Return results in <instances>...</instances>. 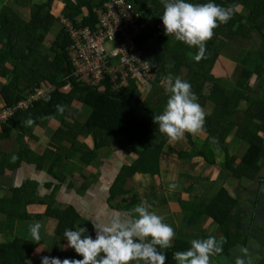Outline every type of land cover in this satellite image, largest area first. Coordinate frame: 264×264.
<instances>
[{"label":"trees","instance_id":"obj_1","mask_svg":"<svg viewBox=\"0 0 264 264\" xmlns=\"http://www.w3.org/2000/svg\"><path fill=\"white\" fill-rule=\"evenodd\" d=\"M104 1L107 0H65L61 13L65 19L73 24L76 22L75 19L81 16L83 26H93L96 24L95 8ZM52 2L53 0H44L40 3H32L29 20L22 19L9 7H4L0 11V77L9 79L12 75L8 84L0 90L1 101L7 106H12L21 98L20 90L17 87L18 80L21 75L28 76L27 69L32 71L30 79H27L30 81V84L27 85L28 89L35 90L41 88V85H54L55 87L51 91L52 93L50 92L51 95L48 94V101L39 99L26 110H16L7 120L9 125H21V122L29 118L38 123H43L44 117L52 116L63 101L69 103L78 101L91 107L92 114L85 122L62 121L51 141L57 145V150L60 151L59 159H63L62 157L71 158L75 153H79L85 164H91L97 159L100 150L104 147L116 146V149L119 150H133L137 155L136 161L123 163L114 178L110 194L112 198H115L128 192L125 190V185L137 174L153 176L159 174L160 157L168 143V138L159 132L153 117L162 113L168 99L165 87L161 86L159 82L171 73L174 77L180 76L192 85V91L197 95L198 103L201 106H205L208 102L213 104V113L205 118L202 129L208 134L207 143L223 148L222 143L226 133L234 123L238 124L239 131L237 133L248 142L249 146L239 162L238 170L244 172V169L250 167V161L247 160L253 155L255 145L259 142V138L255 135L256 131H264V100L263 97L255 96L254 92L251 95L247 94L249 89L246 81L251 75L260 79L264 73V63L254 65L252 70H243L240 80L232 89L227 88L224 84L219 85L220 78H214L211 75V70L214 68L213 66L222 49L217 43L220 38L224 43L226 41L231 43L237 38L235 36L249 40L254 34L259 36L262 40L260 58L264 62V34L262 33L264 28V0H212V2L224 7L239 4L242 8L247 9L249 14L244 21H241L240 14L236 13L227 24H220L214 29L213 38L206 42L205 55L198 62L194 59L198 52L196 47H189L177 40L173 44L174 37L165 35V28L160 17L164 11L161 0H130L137 10L143 12L145 20L149 21L151 30L143 36L139 45L150 62L157 80L144 99L134 84L113 92L108 83L105 84V89L101 90L97 86L91 87L75 82V78L70 76L71 66L65 53V48L69 44L65 29L60 28L51 46L46 47L43 44L44 34L58 20L51 13ZM186 2L207 3L209 0H186ZM151 41L156 45H151ZM7 63L11 65V69L7 68ZM184 70L187 72L186 75L183 74ZM60 74L70 82V90L64 93L59 91L65 84L62 79L58 80ZM207 83L212 84L209 96H206L204 92ZM240 86L243 88H238ZM242 101L245 106L243 109H238L237 105ZM252 118L256 119L259 124L251 123ZM2 129L4 130L5 126ZM190 135L187 134L189 138ZM90 136L95 141L93 148H90L85 142L79 141V137L88 138ZM251 138H254L255 142L251 141ZM150 140L155 141L157 145L146 147L143 150L138 149L139 145H146ZM64 142H68L70 146H64ZM189 142L193 144L192 141ZM169 150L180 157L185 154V152L175 151L171 147ZM207 151L211 154L210 148L204 146L197 154L204 158L209 165H213L214 160L208 157ZM21 153L22 159H25L30 151L23 147ZM52 155L53 152L50 150H46L42 156L33 154L38 163L44 159H49ZM224 159L227 163L230 160L226 155ZM18 164L19 162L10 166L17 167ZM232 172H236V170H232ZM29 186L31 184L14 190V197L17 198L19 193L22 194ZM2 202L4 207L1 212L3 214L16 216L19 220L26 219L25 211L19 214L14 210H7L5 205L7 207L11 203L0 201V203ZM21 202L23 201L21 200ZM235 203V200L230 199L223 190H220L208 205L192 203L191 205H195L188 206L190 204L184 201L180 202V205L183 209L189 208L209 216L212 222L218 224L219 230L225 233L227 243L230 244L237 237L238 221L234 217ZM12 204L20 206V203L14 199H12ZM133 204H135L134 199L129 203V209ZM69 213H52L50 209L46 208L45 214L59 221V226L55 232L56 236L65 238L63 235L65 229L67 227L72 228L75 217ZM35 218L38 219V217ZM70 218H72L71 222L69 221ZM228 244L226 246H229ZM182 245L180 247L185 248L180 249L187 250V246ZM160 250L166 251L165 264L175 263L173 254L179 250ZM29 252L28 248L18 240H14L10 244L0 245V259L6 264H25ZM52 257L62 259V254L54 252ZM70 259H83V257L73 250Z\"/></svg>","mask_w":264,"mask_h":264},{"label":"crops","instance_id":"obj_2","mask_svg":"<svg viewBox=\"0 0 264 264\" xmlns=\"http://www.w3.org/2000/svg\"><path fill=\"white\" fill-rule=\"evenodd\" d=\"M6 1L0 0V7ZM43 1L14 0L16 5L12 8L22 11L18 13L13 10L17 15L25 12L26 16L30 18V5ZM61 14L56 16L58 18L55 22L56 25L62 23L63 14ZM21 18L29 20V18ZM223 61L235 65L220 57L211 70V75L214 78H217L216 73L221 71L216 66ZM6 66L8 69L12 68L9 63ZM29 77L30 75L27 77L21 75L18 80L17 87L20 90L21 98L13 105L22 101L19 110L32 107L33 102L39 99L48 101L45 98L31 97L34 92L31 91L33 89L30 90L27 87L28 83L30 84V81L27 80L30 79ZM11 78L12 75L9 79ZM9 79L0 77V84L5 83L0 86V90L8 84ZM60 79L65 81V84L59 91L63 93L69 91L70 82L61 74L58 77V80ZM210 84L207 83L204 90H207ZM243 86L238 88L242 89ZM41 89L46 92L48 89L54 90L55 87L54 85H41ZM252 92L253 90L249 88L247 94L251 95ZM205 95L209 96L210 94L205 92ZM243 104V101L240 102L237 108L243 109L245 106ZM1 107L10 106L5 105L0 99ZM202 108L210 111L209 102ZM92 111L91 107L78 101L71 103L63 101L52 116L44 117L43 123H38L30 118L32 120L30 125L26 123L29 119L21 122V125L18 126L9 125L7 121L0 124V201L11 203L7 207L5 205L7 210H14L19 214L24 211L26 213L25 220L5 215L1 212L4 207L3 202L0 203V245L10 244L14 240L22 242L23 246L30 251L25 259V264H42V258L52 257L53 251L62 254L61 260L70 259L74 249L67 247L68 241L65 238L56 236L55 232L59 221L54 217L47 216L46 208L50 209L52 213L70 212L69 215L75 217L71 229L75 231L77 227H85L88 229L86 235H91L94 239L96 230L93 228V223L102 224L115 213H119L122 220H126L129 211L141 201H145L151 205L150 210L163 216L165 218L163 222L174 228L175 238L173 247L170 249L180 251V248H185L180 247L183 246L182 244H185L188 249L191 240L214 236L222 242V251L211 257L210 264H236L237 258L243 259L244 264H264V137L261 136V134L264 135V131H262L263 133L256 131L255 135L259 138V142L255 145V152L247 160L250 161V167L244 169V172H239L238 167L249 146L248 142L237 133L239 131L237 123L232 126L236 129L235 131L231 127L226 133L222 143L223 148L207 143L208 134L203 130L195 135L191 134L193 144H190L186 139L173 143L168 141L161 153L159 174L155 176L137 174L133 179L127 181L125 190L128 192L126 194L112 198L111 187L119 168L123 163H133L137 159L133 150L113 149L116 146L104 147L100 150L97 159L91 164H85L79 153H75L71 158L62 157L63 159H59L60 151L57 150V145L51 141L62 121L85 122L91 116ZM211 112L213 113V111ZM251 123L259 124L254 118L251 119ZM251 139L255 142L254 138ZM79 141L85 142L90 148H93L95 144L92 136L79 137ZM169 144L177 145V148L173 149L178 152L183 151L185 154L180 157L170 151L167 153L166 147H171ZM63 145L70 146L68 142H64ZM156 145L155 141L150 140L146 145H139L138 149L143 150ZM204 146L211 150V154L208 151L206 153L209 158H213V165H209L204 158L197 154ZM23 147L30 151L25 159H22ZM46 150L52 151L53 155L42 162H36L33 154L42 156ZM225 155L230 158L228 163L224 159ZM17 162H19L17 167L10 166ZM232 170H236V172H232ZM28 184L31 186L27 187L22 194L19 193L17 198L14 197V190L28 186ZM220 190H223L230 199L236 201L234 217L238 221L237 237L230 244L227 243L225 233L219 230L218 224L212 222L209 216L189 208L183 209L180 205L182 201L189 203L188 206L208 205ZM128 195L131 196L130 202L133 199L136 200L130 209V202L127 203ZM12 199L20 203V206L13 205ZM192 203L195 204L191 205ZM71 220L72 218L69 219L70 222ZM34 221H39L43 225L40 230L41 240L39 242L33 241L29 232L28 226ZM252 233L256 235L254 234V236ZM0 264L6 263L0 259ZM131 264H135V262H131ZM174 264L177 262L175 261Z\"/></svg>","mask_w":264,"mask_h":264},{"label":"clouds","instance_id":"obj_3","mask_svg":"<svg viewBox=\"0 0 264 264\" xmlns=\"http://www.w3.org/2000/svg\"><path fill=\"white\" fill-rule=\"evenodd\" d=\"M161 3L164 11L160 17L165 35L174 37L189 47H196L198 52L194 59L197 62L204 57L206 42L213 38L214 29L220 24H227L241 10L239 4L224 7L212 0L207 3L161 0ZM159 84L164 86L165 92L168 93L162 113L153 117L159 132L166 135L170 143L182 140L186 133L193 135L199 133L204 127L206 113L198 103L192 85L180 76L174 77L171 73ZM149 90L146 94L140 90L139 92L145 98ZM31 91L34 92L31 95L34 98L35 91ZM20 104L22 101L10 107H1L0 112L14 110L0 124L6 123L8 118L19 110ZM26 123L30 125L32 120L29 118ZM150 209L151 205L141 201L129 211L126 220H122L120 214L115 213L102 224L93 223V228L96 230L94 239L91 235H86L88 229L85 227H77L75 231L65 229L63 235L68 241L67 247L73 248L83 259L61 260L45 256L42 258V264H131V262L165 264L166 251L160 249L173 247L175 230L170 224L163 222L165 219L163 216L157 215ZM42 226L39 221L29 224L33 241L41 240ZM221 251L222 242L214 236H208L191 240L190 247L185 251L174 252L173 259L177 264H210L211 257ZM236 264H244L243 259L237 258Z\"/></svg>","mask_w":264,"mask_h":264},{"label":"built area","instance_id":"obj_4","mask_svg":"<svg viewBox=\"0 0 264 264\" xmlns=\"http://www.w3.org/2000/svg\"><path fill=\"white\" fill-rule=\"evenodd\" d=\"M95 15L93 26H83L78 18L75 24L64 16L61 19L69 39L65 53L71 66L70 76L75 82L102 90L108 83L114 92L134 84L146 94L157 80L139 45L151 31L149 21L130 0L104 1L95 8ZM34 91V98L48 99L53 89ZM13 110L1 111L0 122Z\"/></svg>","mask_w":264,"mask_h":264},{"label":"rangeland","instance_id":"obj_5","mask_svg":"<svg viewBox=\"0 0 264 264\" xmlns=\"http://www.w3.org/2000/svg\"><path fill=\"white\" fill-rule=\"evenodd\" d=\"M64 2H65V0H53L52 5H51V12L53 13V15L58 16V14H61V10L63 8ZM14 5H16L14 0H7L6 3L0 7V11L2 9H4V7H9L10 9L17 11L18 13L22 12L20 10L12 8ZM238 13L241 16V21H244L245 17L249 14V11L247 9L241 7L240 12H238ZM19 15L23 18H29L28 16H26L27 14H25V12L21 13ZM77 18L80 19L78 21L81 22L82 17L79 16ZM60 28H64L62 23L58 24V25H56L54 23L53 28H51L47 33L44 34L45 38H44L43 44L46 47L51 46L56 35L59 33ZM262 33L264 34V28L262 30ZM235 37H237V38L235 40H233L231 43H229L228 41H226L224 43L221 38L217 40V43L220 44L222 49L219 53V56H218L216 62H218V59L220 57H222V58L229 60L235 64V65H232V64L225 63L223 61V63L219 62L218 66H216L219 68V70H221L220 73L217 72L216 75H218V77L221 76L219 78L223 79L220 81L219 85L224 84L229 89H232L233 87H235L234 85H237L238 81L241 78L243 70H245V69L252 70L254 68V65H256V64L262 65L264 63L262 58H260L261 57V55H260L261 47L260 46L262 44V40L259 36L254 34V35H252L250 40L249 39H241V38H238V36H235ZM175 42H176V39L174 38L172 43L174 44ZM151 45L155 46L156 44H154V42L151 41ZM27 71H28V75H31V70L27 69ZM183 74H185V75L187 74L186 70L183 71ZM4 84H0V86L4 85ZM247 86H248V89L251 88L253 90L255 96H259L260 98L263 97L262 99L264 100V73H263V75H261L260 79L256 78L255 75H251L250 77H248ZM211 89H212V85L210 84L208 89L205 90V92H208V94H210ZM258 90H259V92H258ZM209 106L211 108L210 111L207 109H204V111L206 113V117L211 116V113H212L211 111H213V105H211L209 103ZM232 129L234 131L236 130L234 127H232ZM187 134L190 135V133H186L183 139H186V141L189 142L193 139V137L190 135L191 137L189 138L187 136ZM261 136L264 137L263 134H261ZM169 146H171L172 148H175V149L177 148V145L173 146V145L169 144ZM166 148H167L166 152L168 153L170 150L168 147H166ZM113 149H116V147H114ZM167 160L169 161L170 159H167ZM130 197L128 195L127 203L130 202ZM131 200H132V198H131ZM135 202H136V200H135ZM248 234H250V233L248 232ZM252 234L254 235L255 233H252ZM249 236L252 237L251 234ZM54 252H57V251H53V253Z\"/></svg>","mask_w":264,"mask_h":264}]
</instances>
